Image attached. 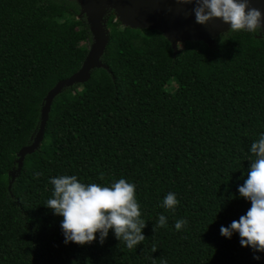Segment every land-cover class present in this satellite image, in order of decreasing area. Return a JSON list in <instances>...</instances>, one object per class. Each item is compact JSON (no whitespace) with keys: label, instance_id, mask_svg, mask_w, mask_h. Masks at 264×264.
Wrapping results in <instances>:
<instances>
[{"label":"trees","instance_id":"1","mask_svg":"<svg viewBox=\"0 0 264 264\" xmlns=\"http://www.w3.org/2000/svg\"><path fill=\"white\" fill-rule=\"evenodd\" d=\"M105 24L107 68L63 87L18 164L46 93L79 69L92 35L77 0H0V264H264L238 232L220 233L251 207L238 189L264 133L263 32L229 27L181 58L156 29L124 26L112 10ZM59 175L134 183L146 239L128 249L110 229L103 244L99 232L65 243L64 217L45 205ZM169 192L174 211L161 206Z\"/></svg>","mask_w":264,"mask_h":264},{"label":"clouds","instance_id":"2","mask_svg":"<svg viewBox=\"0 0 264 264\" xmlns=\"http://www.w3.org/2000/svg\"><path fill=\"white\" fill-rule=\"evenodd\" d=\"M178 3H195L192 11L196 22L208 24L214 18H222L230 24L227 32L264 31V11L252 6V0H177ZM225 33H222L223 37ZM253 158L246 172L247 179L239 186L240 196L251 201V207L239 220L229 226H221V235L231 238L234 232L240 235L244 247L251 246L257 252H264V133L250 146ZM37 178L43 173H36ZM103 179V173L100 174ZM53 186L52 197L45 205L55 214L64 217L61 228L65 243L76 242L81 245L96 240L99 232L100 243L114 229L118 240L128 249H133L146 239L143 229L146 221L141 218L140 205L136 198V185L120 178L109 185L83 183L76 175H59L50 178ZM180 203L174 192H169L162 201V207L174 211ZM167 224V217L159 215L154 225L157 228ZM187 220L179 219L175 228L179 231ZM156 249L154 248L153 251ZM254 259H260L254 256ZM164 264H167L165 261Z\"/></svg>","mask_w":264,"mask_h":264},{"label":"water","instance_id":"3","mask_svg":"<svg viewBox=\"0 0 264 264\" xmlns=\"http://www.w3.org/2000/svg\"><path fill=\"white\" fill-rule=\"evenodd\" d=\"M81 14L85 15L92 35L88 52L77 71L61 79L48 90L40 111V124L32 142L20 148L17 163L21 164L27 153L38 148L44 134L45 124L53 98L65 86L86 82L91 70L107 66L102 61L109 39L106 27V14L112 10L124 26L131 28H148L160 31L170 42L173 52H177V41H204L210 45L214 38L225 32L230 24L222 18H214L208 24L196 22L195 3L182 4L177 0H77ZM252 6L264 11V0H252ZM263 35H264V31ZM15 171H11L13 176Z\"/></svg>","mask_w":264,"mask_h":264},{"label":"rangeland","instance_id":"4","mask_svg":"<svg viewBox=\"0 0 264 264\" xmlns=\"http://www.w3.org/2000/svg\"><path fill=\"white\" fill-rule=\"evenodd\" d=\"M111 10L108 11V13H110ZM115 16V14H114ZM115 18L117 19V17L115 16ZM90 44H84V52L82 53L84 56H86L88 49H89ZM176 46H177V54L179 55V57L181 58H188L192 55L193 51L196 49L197 47V43L195 41H177L176 42ZM104 56V54H103ZM102 56V57H103ZM107 57H110V53H106ZM85 58V57H84ZM170 86H167V88H169Z\"/></svg>","mask_w":264,"mask_h":264}]
</instances>
